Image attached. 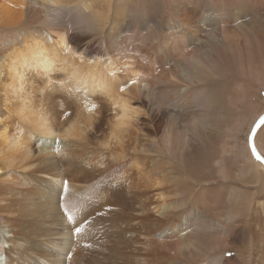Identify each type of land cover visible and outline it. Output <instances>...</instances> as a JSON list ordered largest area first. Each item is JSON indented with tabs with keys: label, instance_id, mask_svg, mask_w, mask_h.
I'll use <instances>...</instances> for the list:
<instances>
[{
	"label": "bare ground",
	"instance_id": "6f19581e",
	"mask_svg": "<svg viewBox=\"0 0 264 264\" xmlns=\"http://www.w3.org/2000/svg\"><path fill=\"white\" fill-rule=\"evenodd\" d=\"M190 2L182 22H140L113 0H0V264L205 263L191 184L210 171L187 162L223 153L210 164L228 178L243 149L264 172L216 81L232 74L226 23L248 25L252 5L261 22L264 0H222L225 17Z\"/></svg>",
	"mask_w": 264,
	"mask_h": 264
},
{
	"label": "rangeland",
	"instance_id": "374dc122",
	"mask_svg": "<svg viewBox=\"0 0 264 264\" xmlns=\"http://www.w3.org/2000/svg\"><path fill=\"white\" fill-rule=\"evenodd\" d=\"M159 1L113 0V5L115 9V5L117 4L116 6L119 9L116 8V10L119 12L122 9L124 12L128 9L126 12L135 11L136 14H141L138 16V21L140 20V22H149L146 19L149 14L150 16L152 15L150 22H155V20L156 22H162L161 13L168 9L169 15L165 16L166 22H182L177 4L184 3L186 7H194V4L190 1L198 0H175L173 2L174 7L169 6L166 9L163 8L164 10L162 9V0ZM199 1L200 3L202 2V5L205 4V0ZM221 1L217 0V4H219L218 12L212 6L208 4L207 6L214 13L225 17V4ZM220 5H223L224 8ZM260 7L263 9L262 12H264V5ZM249 10L251 17V22L248 23L249 26L243 24L237 25L232 22H228L225 25L227 46L223 50L224 65L230 69L232 74L227 73L224 77L217 76L216 78V81L221 83L225 90L224 107L222 110L226 114H234L233 117L236 116L235 113H239L236 116L237 119L239 118L238 123L241 124L239 130L236 131L238 145H240L239 149L245 143L248 144V135L252 125L257 118L264 114V19L261 22L260 19H257V16L254 15V10L257 11V8H254L253 5ZM262 17L264 18V13ZM145 30L142 29L140 32L143 33ZM247 67L248 69L245 70ZM227 98L230 99L235 111L232 112L230 111L231 109L227 110ZM240 114L241 116L244 115V117L241 118ZM242 123L246 124L242 125ZM253 142L258 152L264 156V128L258 127ZM241 150L225 158L224 163L232 173V177L228 178L226 177V173L223 176L216 170L218 166L210 164V161L214 158H224L225 155L223 153L218 152L215 157H212L211 154L208 156L207 150L203 148L200 156L193 155L187 162L190 165H194L193 163L204 160L205 171L207 173L210 171L208 179H203V187L201 189L198 185L191 184V192L195 193L197 191L199 200L207 213L206 218L202 221L200 228L201 238H199L203 251L208 252L207 255H209H206L204 264H211V262L214 264H264V172L259 170L250 161L248 152ZM244 153L247 155H244ZM174 164L177 163L174 162ZM210 165L213 166L212 171L210 170ZM179 170L180 168L176 167V171L178 172ZM214 217L224 224L225 228H213L208 225L207 221H214ZM195 227L196 225L191 224L190 226H186V229L189 231ZM185 230L183 228V233ZM176 262L178 264H197L195 259L188 257L187 253H183L178 257Z\"/></svg>",
	"mask_w": 264,
	"mask_h": 264
},
{
	"label": "snow or ice",
	"instance_id": "6c2138e0",
	"mask_svg": "<svg viewBox=\"0 0 264 264\" xmlns=\"http://www.w3.org/2000/svg\"><path fill=\"white\" fill-rule=\"evenodd\" d=\"M256 124L259 125V127L264 128V116H261V117L257 120ZM254 130H256V125H254ZM253 155L256 156V159H257V160H260L261 162H264V156H261L260 154L256 153L255 150L253 151ZM65 187H67V183H66V182H65ZM67 218H68L69 220L72 219V217H71L70 215H69ZM81 231H82V229H81L80 227H76V228L74 229V232H75L76 234L81 233Z\"/></svg>",
	"mask_w": 264,
	"mask_h": 264
},
{
	"label": "water",
	"instance_id": "95a60500",
	"mask_svg": "<svg viewBox=\"0 0 264 264\" xmlns=\"http://www.w3.org/2000/svg\"><path fill=\"white\" fill-rule=\"evenodd\" d=\"M264 116V114L262 115ZM261 117V116H260ZM259 117V118H260ZM257 118V120L259 119ZM257 120L255 121V123L253 124L251 130H250V133H249V137H248V145L253 153V151L255 150L256 153L260 154L254 147V144H253V138H254V135L256 133V130L258 129L259 125L256 124ZM254 125H256V130H254ZM261 155V154H260ZM255 156V155H254ZM262 156V155H261ZM256 157V156H255ZM264 164V162H262Z\"/></svg>",
	"mask_w": 264,
	"mask_h": 264
}]
</instances>
